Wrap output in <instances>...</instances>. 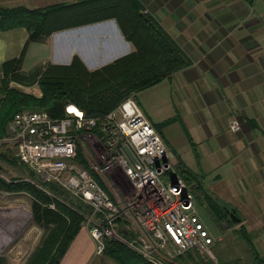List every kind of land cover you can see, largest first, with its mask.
Returning a JSON list of instances; mask_svg holds the SVG:
<instances>
[{"label": "crops", "instance_id": "obj_1", "mask_svg": "<svg viewBox=\"0 0 264 264\" xmlns=\"http://www.w3.org/2000/svg\"><path fill=\"white\" fill-rule=\"evenodd\" d=\"M77 1L0 0V8L35 9ZM141 1L192 63L133 94L134 99L154 126L176 117L164 129L175 124L184 132L196 159L191 166L185 161L187 168L200 180L205 175L207 182L219 184L213 190L216 196H212L236 211L240 227L255 228L254 239L264 256V0ZM134 51L135 45L115 18L57 31L42 41L31 40L25 27L0 30V87L3 63L9 60L19 59V71L27 74L43 71L51 64H70L78 55L88 69L95 70ZM233 116L241 119L238 131L230 129ZM164 129L159 133L176 165L180 158L176 159L174 144ZM99 152L98 139L88 137L78 144L77 160L85 167L80 161L83 159L91 167L99 161ZM108 177L115 185L116 190L110 193L116 201L132 194V183L120 165H113ZM1 207L0 211L10 216L8 211L16 206ZM12 216L17 218V214ZM47 228L29 247L23 264L42 247ZM60 264L118 263L104 253L95 255V240L82 226Z\"/></svg>", "mask_w": 264, "mask_h": 264}, {"label": "trees", "instance_id": "obj_2", "mask_svg": "<svg viewBox=\"0 0 264 264\" xmlns=\"http://www.w3.org/2000/svg\"><path fill=\"white\" fill-rule=\"evenodd\" d=\"M248 1L252 3L254 0ZM112 18L117 20L126 38L135 45L136 51L98 69H88L78 55L73 57L70 64H51L45 70L30 75L19 71V59L3 63L0 87V138L5 134L7 124L15 113L25 108L46 110L52 117L61 118L66 114V105L73 103L82 108L88 116L103 121L108 113L116 109L131 94H137L160 83L173 72L192 63L155 17L145 11L141 0H79L35 9L24 6L0 8V30L25 27L30 32L31 40L42 41L57 31ZM13 82L24 87L37 84L41 95L28 93L13 86ZM175 119L176 117L169 118L156 124V129L163 134L164 127L173 123ZM252 125L256 126V123L252 121ZM93 130L99 131L98 128ZM186 131L193 145L190 133L187 129ZM0 160L23 169V166L17 165L14 156L5 152H0ZM80 161L104 186L90 165L83 159ZM179 163L188 169L181 159ZM27 176L32 179L36 177L30 169ZM193 176L197 179V188H203L200 177ZM44 187L49 192L22 177L7 180L0 176V190L30 194L34 199V219L50 227L42 247L35 252L28 264H60L69 245L81 229L85 217L93 211L91 205L56 183H46ZM203 194L208 207L214 210L217 218L232 226L234 222L228 219L230 207L224 203L222 207L220 202L205 190ZM116 225L118 233L126 239L133 236L129 221L124 217H119ZM104 242V254L118 264H154L116 237L106 236ZM252 249L255 254L254 264H264V257L253 243ZM176 262L216 264L209 258L205 259L198 250L178 255ZM0 264H7L1 256Z\"/></svg>", "mask_w": 264, "mask_h": 264}, {"label": "built area", "instance_id": "obj_3", "mask_svg": "<svg viewBox=\"0 0 264 264\" xmlns=\"http://www.w3.org/2000/svg\"><path fill=\"white\" fill-rule=\"evenodd\" d=\"M240 121L238 116L231 117L230 129L240 130ZM88 137L98 139L104 163L91 168L115 191L107 174L113 165H120L133 186L127 199L116 201L94 173L77 160L78 144ZM0 143L14 151L18 166L36 175L25 179L46 191V183H56L91 205L93 211L83 225L95 240V255L104 253L106 236L118 238L154 264H178L177 256L187 251L212 254L215 238L196 213V197L180 174L164 178L175 165L174 156L133 94L103 121L88 116L73 103L66 105L61 118L42 109L19 110L7 124ZM119 217L130 222L131 238L106 228L115 227Z\"/></svg>", "mask_w": 264, "mask_h": 264}, {"label": "rangeland", "instance_id": "obj_4", "mask_svg": "<svg viewBox=\"0 0 264 264\" xmlns=\"http://www.w3.org/2000/svg\"><path fill=\"white\" fill-rule=\"evenodd\" d=\"M24 74L30 75L31 73ZM12 85L19 87L28 93L41 95V90L37 84L32 87H24L15 83H12ZM239 120H241L240 117ZM174 125L169 128H165V134L169 136V139L174 144V148L177 150L176 151L173 149V153L176 154V159L180 158L183 163L186 161L191 166V164H193V162L195 164L196 161L195 152L193 151L189 142L186 140L184 132L180 129V127ZM0 152H5L10 156H14V151L4 143H0ZM100 153L101 152L98 153L99 158ZM95 164H100L103 166L104 163L100 158L99 161L95 160L92 166ZM0 166V176L7 180L17 177L25 178V176L28 174L27 167L20 169L19 167H16V165L6 163L3 160H0ZM178 174L183 176L189 185V188L194 193L196 197V213L202 217L201 219L204 221L209 232L215 238V243L211 246L212 254L201 253L203 257H205V259L209 258L216 264H254L255 254L254 250L252 249V243L257 250L259 249V246L254 239V236L256 237L257 233L252 231L255 228H252L251 230L248 227H240L238 223L228 226L227 222H223L217 218L214 210L208 207L207 199L205 198L203 191L208 190L210 192L209 193L207 191L209 194L212 193L216 196L213 190L214 187L219 184L214 180L207 182V177L203 175L201 177L202 180H200L203 188L198 189L197 182L194 176L190 173V170L185 169V166L182 163H179V161L176 165H173L170 168V170L164 175V178L168 179L174 176L177 177ZM33 201L34 199L32 196L26 192L10 193L0 190V209L3 208L1 206H8L11 204L16 206L14 211H8V214L11 213L10 216H5V213L0 211V234H2L0 235V256L6 259L7 264H23V261L29 252V247L38 242L46 230H48L47 225H45L43 222H37L34 219ZM218 201L222 207V203L229 205L221 200ZM228 210L231 211L230 208ZM16 214L17 218L15 219V217L12 215L15 216ZM228 219L231 218L228 216ZM82 226L84 227L86 225H83L82 222ZM117 226L118 225H115V227L106 228H112L118 233ZM45 240L46 236L43 241ZM260 255L263 256V253ZM33 257H31L30 260Z\"/></svg>", "mask_w": 264, "mask_h": 264}, {"label": "water", "instance_id": "obj_5", "mask_svg": "<svg viewBox=\"0 0 264 264\" xmlns=\"http://www.w3.org/2000/svg\"><path fill=\"white\" fill-rule=\"evenodd\" d=\"M228 213L230 215V218L231 220L234 222V223H239L241 218L237 215L236 211L235 210H228Z\"/></svg>", "mask_w": 264, "mask_h": 264}, {"label": "bare ground", "instance_id": "obj_6", "mask_svg": "<svg viewBox=\"0 0 264 264\" xmlns=\"http://www.w3.org/2000/svg\"><path fill=\"white\" fill-rule=\"evenodd\" d=\"M0 235H2V234H0ZM1 237V236H0Z\"/></svg>", "mask_w": 264, "mask_h": 264}]
</instances>
